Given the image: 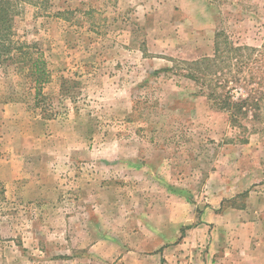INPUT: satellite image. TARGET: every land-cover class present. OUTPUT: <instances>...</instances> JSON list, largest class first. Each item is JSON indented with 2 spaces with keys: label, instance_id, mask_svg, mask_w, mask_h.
I'll return each mask as SVG.
<instances>
[{
  "label": "rangeland",
  "instance_id": "rangeland-1",
  "mask_svg": "<svg viewBox=\"0 0 264 264\" xmlns=\"http://www.w3.org/2000/svg\"><path fill=\"white\" fill-rule=\"evenodd\" d=\"M17 7L11 38L37 44L48 80L36 103L26 70L0 67V264H160L163 247L176 264L175 222L216 195L218 210L244 208L239 233L255 249L264 0ZM238 217L209 225L186 264L222 263Z\"/></svg>",
  "mask_w": 264,
  "mask_h": 264
},
{
  "label": "crops",
  "instance_id": "crops-1",
  "mask_svg": "<svg viewBox=\"0 0 264 264\" xmlns=\"http://www.w3.org/2000/svg\"><path fill=\"white\" fill-rule=\"evenodd\" d=\"M214 199L216 200L209 201L207 198V204L202 207L200 211H196L190 208V210L186 212L185 216H180V220H178V222H175L179 225L175 227L176 232L178 231L180 233V237L177 239V243L174 247L175 249L171 251V253L175 252L176 264H183V262L184 264H186L188 262L187 256L189 255V253L193 254V249L187 251V247L188 245L196 246L198 244V235L203 236L204 232L206 231V237L209 240L208 234H212L215 229L211 228V230L208 231L210 227L209 225L217 223L220 219H222V217H229L233 221V218L242 215L241 213L243 212L244 208L239 206H230V208L228 207L226 210H218L219 207H221V205H223L224 203L223 196L216 195L214 196ZM216 209L218 211H216ZM242 222L243 221L241 217H238V226H235L238 228H230L232 232H229L234 233L233 235L236 236V232L238 231L237 233L239 236V244L233 247L229 246V244L228 246H226L228 247L225 248L227 256L221 259L222 263L220 261L216 262V256L206 253V256L208 255V258H206L205 264H258L257 259H259V264H264V239H261L260 243L257 244L255 249H253V246H250L247 249L245 244L246 238L239 233L242 231ZM167 249H169V247H163L162 249V254H160L162 260H159L162 263L160 264H167L166 261H168V258L164 256V253L166 254ZM252 249L253 251L257 252L258 256L248 258V254L254 253ZM189 260H192V256Z\"/></svg>",
  "mask_w": 264,
  "mask_h": 264
},
{
  "label": "trees",
  "instance_id": "trees-1",
  "mask_svg": "<svg viewBox=\"0 0 264 264\" xmlns=\"http://www.w3.org/2000/svg\"><path fill=\"white\" fill-rule=\"evenodd\" d=\"M19 1L21 0H0V67L17 63L20 68L25 69V77L30 81L34 101L38 103L43 99L40 93L42 84L48 80L47 70L35 42L11 38V23ZM233 106L240 107V104L234 103ZM229 113L231 121L234 122L231 112Z\"/></svg>",
  "mask_w": 264,
  "mask_h": 264
}]
</instances>
